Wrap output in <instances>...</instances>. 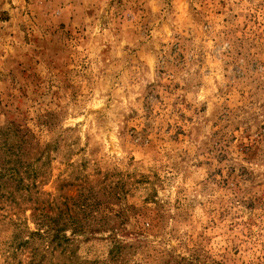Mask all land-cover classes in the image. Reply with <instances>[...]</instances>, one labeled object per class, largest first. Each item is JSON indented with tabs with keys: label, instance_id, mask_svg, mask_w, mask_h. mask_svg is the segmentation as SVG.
Returning <instances> with one entry per match:
<instances>
[{
	"label": "rangeland",
	"instance_id": "1",
	"mask_svg": "<svg viewBox=\"0 0 264 264\" xmlns=\"http://www.w3.org/2000/svg\"><path fill=\"white\" fill-rule=\"evenodd\" d=\"M0 264H264V0H0Z\"/></svg>",
	"mask_w": 264,
	"mask_h": 264
}]
</instances>
